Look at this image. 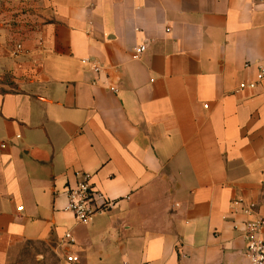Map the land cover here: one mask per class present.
<instances>
[{"label":"crops","instance_id":"1","mask_svg":"<svg viewBox=\"0 0 264 264\" xmlns=\"http://www.w3.org/2000/svg\"><path fill=\"white\" fill-rule=\"evenodd\" d=\"M260 66L264 0H0V264H251L230 205L264 217V79L237 92ZM77 171L116 202L89 225Z\"/></svg>","mask_w":264,"mask_h":264},{"label":"built area","instance_id":"2","mask_svg":"<svg viewBox=\"0 0 264 264\" xmlns=\"http://www.w3.org/2000/svg\"><path fill=\"white\" fill-rule=\"evenodd\" d=\"M17 49L19 51L23 50L22 44H18ZM147 49V42L138 44L134 48L135 57L139 58ZM84 62L92 71L98 74L104 68L101 63L90 58L85 59ZM259 68L260 71L256 79L240 83L237 92L257 88L259 83L264 79V68L262 66ZM108 89L113 93L119 91L117 85H108ZM205 107H208V105H205ZM76 176L78 178L76 184L68 187L64 192L67 197L64 210L70 213L78 224L89 225L93 223L97 215L113 209L116 202L109 199L105 193L95 187L92 182V173L77 171ZM17 210H23V206L18 207ZM230 211L234 215L244 217L241 228L239 225H235V229L241 231L242 237L246 241L245 255L251 264H264V217L256 211L254 205L246 204L244 201L238 199L231 203ZM64 242L68 244L75 243V238L71 232L65 234ZM66 259L71 263L79 261V257L76 255H69Z\"/></svg>","mask_w":264,"mask_h":264}]
</instances>
